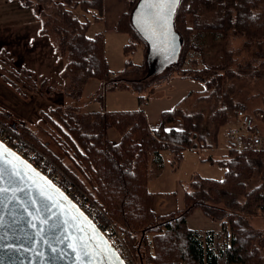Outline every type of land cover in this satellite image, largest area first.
Listing matches in <instances>:
<instances>
[{
  "label": "trees",
  "instance_id": "16d2710c",
  "mask_svg": "<svg viewBox=\"0 0 264 264\" xmlns=\"http://www.w3.org/2000/svg\"><path fill=\"white\" fill-rule=\"evenodd\" d=\"M12 1L40 17L42 34H47L46 31L51 29L60 36L59 48L64 56L70 58L67 69L73 81L69 86L66 83V88H60L59 92L76 101L80 99L89 79L104 81L112 73L105 56L104 36L87 37L89 22L82 21L74 14L76 9L86 13L96 11L101 19L104 0ZM250 1L251 7H246L247 0H180L175 15V29L182 40L178 68L189 61L187 57L190 50L202 52L201 48L207 39H225L223 34L218 35L217 29L222 28L224 32L228 30L226 25L231 23L234 10L238 9V17L245 19H239L234 25L243 22L251 26L248 21L260 22V14L255 12L259 9L261 0ZM212 6L221 11L222 27L213 22H204L199 15L198 10ZM184 14L196 18L194 26L184 27ZM122 17L117 26L118 32L128 33L131 39V25L130 28L127 27V16ZM132 27L138 36L136 39L146 45L133 23ZM257 32L259 37L256 43L264 58V33L259 23ZM130 42L131 45L128 44L126 48L131 50L125 52L126 55L133 52V42ZM232 62V57L228 54L219 65H204L195 77L191 72L192 68L185 70L186 73L193 74L195 79H206L208 89L216 90L218 96H223L221 99L225 100L220 111L223 116L217 114L215 117L218 129L215 133L216 142L219 130L229 124L233 117L236 121L238 110L246 111V105L228 96L229 91L219 94L225 88V82L229 81V65ZM143 66L145 67V63ZM26 71L29 72L27 75L21 74V70L17 74L13 73L12 78H25V81L30 82L28 77L30 75L29 78L32 79L35 72L32 69ZM260 72L256 78L263 81L264 61ZM44 81L47 83L50 80ZM121 81L123 80L111 82L115 87H120ZM8 82L26 98L27 94L21 88L12 80ZM138 82L141 83L140 80ZM63 83L61 81L60 85ZM37 86L38 84L32 85L30 91L33 88L39 89ZM44 86L48 90L49 86ZM124 86L123 88H131L129 83ZM139 101L142 102L143 98L139 97ZM177 115L172 111H164L160 128L152 130L148 125L147 115L142 110L82 113L76 107L52 108L48 114H43V119L53 126L52 129L57 134L52 136V140L58 143L64 157L74 167L70 169L63 163L60 165L66 173L62 188L68 195L77 191L86 194L99 208L100 221L124 231L131 253L134 256L138 254V264H264V230L261 232L251 226L253 217L260 214L264 216V183L250 186L244 179L252 171H256L254 167L257 172L262 170L263 152H239L227 147L225 157L219 162L226 169L223 180L195 179L186 192V208L182 212L164 217H157L153 212L155 193L150 189L151 168L158 173L163 171L166 152L173 155L176 164L183 160L186 150L197 149L194 147L193 130L189 128L184 116ZM10 116L9 113L0 111V124L8 129L12 128L16 133L19 130V135L34 146L41 149L45 147L44 142L30 131L29 126L22 122L16 124V128L11 126ZM177 120L182 121L183 128L167 130L166 126ZM253 124L252 118L251 121L242 120V125L249 129L253 128ZM112 129L121 136L117 144L108 138ZM197 210L203 212L205 217L222 223L221 235L209 233L203 241L200 234L189 227L188 219ZM98 226L100 228L99 224ZM228 232L231 233V239L227 238ZM135 241L137 244H134ZM143 248L145 254L141 253Z\"/></svg>",
  "mask_w": 264,
  "mask_h": 264
},
{
  "label": "rangeland",
  "instance_id": "374dc122",
  "mask_svg": "<svg viewBox=\"0 0 264 264\" xmlns=\"http://www.w3.org/2000/svg\"><path fill=\"white\" fill-rule=\"evenodd\" d=\"M139 1L104 0V13L101 19L96 11L86 13L80 9L74 10V14L82 21L89 22L87 37L104 36L105 56L108 68L112 72L104 81L89 79L83 87L80 99L74 101L59 92L60 88H66V83L69 86L73 81V77L67 69L70 58L64 56L59 48L60 36L51 29L46 31L47 34H42L41 20L35 12L21 7L16 1L0 0V111L11 115L10 125L14 128L20 122L29 126L30 131L44 142L45 147L42 149L19 135V130L15 129L17 134L15 131L13 132L12 128H9L12 129L13 134L17 135L16 138H23L62 170H64L60 166L62 163L70 169L74 167L68 158L64 157L58 143L52 140V136L57 134L52 129L53 126L43 119V114H48L52 108L56 106L76 107L82 113L143 110L153 124L158 121L159 124L161 123V118H163L161 113L172 111L174 114L185 117L189 128L195 134L194 147L197 149L186 150L183 160L176 164L173 155L166 152L163 171L158 173L151 168L150 189L155 193V196L176 193L178 184L188 191L191 182L199 178L223 180L225 168L218 161L223 159L226 154L222 149L227 147L225 132L230 127L229 124L241 121L236 124L243 126L242 120L254 118L253 128H255L250 130L264 136V119L257 120L256 118L257 112L264 114V80L256 78V75L261 73V63L264 61L262 50L256 43L259 37L258 23L264 33V0L263 2L261 0L260 4L258 3L259 9L255 12L260 14V22L248 21L251 22V26L243 22H240V25H234L233 23L239 22L240 19L237 14L239 10H234L231 23L226 25L228 30L224 32L222 28L217 29L218 35L223 34L225 39H207L201 48L202 52H196L194 49L189 51L187 57L189 61L182 67L178 68L181 62L179 59L172 67L150 78L148 77L150 70L147 71L149 47L147 43L145 45L136 39L138 36L134 32L131 21ZM251 6V1L247 0L246 7ZM198 12L204 22H213L218 26H223L221 11L217 7H204ZM123 15L127 16V27L130 28L129 25H131V39L128 33L118 32L117 26ZM184 16V27L186 28V25L194 26L196 18L192 15L184 14ZM210 28L213 29L211 26ZM120 29L124 30V28ZM130 41L133 42V52L126 55L125 52L131 50L126 48L128 44L131 45ZM228 54L233 60L229 65L231 73L229 81L225 82V88H222L219 94L222 95L224 91H229V97L246 105V111L238 110V113L243 112L246 118H240L237 113L236 121L233 117L229 124L219 130L216 142L215 133L218 129L215 117L217 114L223 116L220 111L225 100L221 99L223 96H218L216 90L208 89L206 79H195L192 77L193 74L186 73L185 70L192 68L190 70L195 77L197 72L204 68V65H219L224 56ZM26 69H32L35 72L32 79L29 78V75L30 82L25 81V78L19 80L12 78L13 73L17 74L21 70V74L26 73L27 75L29 72ZM48 79L50 81L45 83L44 80ZM10 80L27 94L26 98L10 85L8 82ZM120 80L124 81V83L120 82V87H115L111 82ZM139 80L141 83L138 82ZM210 80L212 81V79ZM61 81L64 82L63 85H60ZM127 83L131 85V88H123ZM34 84H38L39 89L33 88L30 91ZM44 85L49 86L48 90H45ZM139 97L143 98L142 102L139 101ZM108 138L114 144L121 140L120 134L114 129L109 131ZM254 170L256 171H252L250 176L244 178L250 186L264 183V161L260 172H257L255 167ZM194 213L190 217H193ZM201 213L204 216L203 212ZM202 215L196 214L195 217L189 218L191 227L189 222L188 225L191 229L193 228L192 230H198L200 233L196 232L204 241L210 233H206L207 229L213 223L217 225H222V223L207 217L206 219ZM262 218L264 219V216L260 214L251 219L253 229L262 232L264 229ZM134 244L137 242L135 241ZM144 249H141L142 254H145ZM131 255L137 261L138 254L134 256L131 253Z\"/></svg>",
  "mask_w": 264,
  "mask_h": 264
},
{
  "label": "water",
  "instance_id": "95a60500",
  "mask_svg": "<svg viewBox=\"0 0 264 264\" xmlns=\"http://www.w3.org/2000/svg\"><path fill=\"white\" fill-rule=\"evenodd\" d=\"M157 3L141 0L132 15L149 47V78L172 67L182 52L175 29L180 0L169 3L166 22L152 6ZM0 264L126 263L64 191L0 141Z\"/></svg>",
  "mask_w": 264,
  "mask_h": 264
},
{
  "label": "built area",
  "instance_id": "2783aa9c",
  "mask_svg": "<svg viewBox=\"0 0 264 264\" xmlns=\"http://www.w3.org/2000/svg\"><path fill=\"white\" fill-rule=\"evenodd\" d=\"M238 116L240 118H246L243 112H239ZM256 118L257 120L259 118L264 119V114L258 112L256 114ZM246 121H249V119L246 118ZM225 134H227V144L229 150L232 149L239 152L254 150L264 153V136L253 133V131L244 126H233L229 131H226ZM16 136L17 135L11 132L10 128L8 129L3 126L2 123L0 124V141L5 144L13 153L24 159L28 164L37 169L48 180L57 185L67 194V192L62 188L63 183L65 182V171L59 166L54 165V163L47 156L42 154L23 138L19 136V138H16ZM68 196L90 218L92 222H94L97 226L98 224L100 225V228L99 226L98 228L126 264H138L129 251L125 232L119 230L114 225H107L100 221L99 208L86 196V194L84 195L82 193L76 192ZM227 238L231 239L230 232H228Z\"/></svg>",
  "mask_w": 264,
  "mask_h": 264
},
{
  "label": "crops",
  "instance_id": "0c3cea01",
  "mask_svg": "<svg viewBox=\"0 0 264 264\" xmlns=\"http://www.w3.org/2000/svg\"><path fill=\"white\" fill-rule=\"evenodd\" d=\"M143 111V110H142ZM146 113V112H145ZM147 115V114H146ZM161 117H162V113H161ZM147 120H148V125L150 127V129L152 130H158L163 122V118H161V123L159 124V121L156 122L155 124L152 123V120L149 119L148 115H147ZM241 121H238L236 123H239ZM229 124V126H236L238 124ZM181 126V127H180ZM167 130H171V129H176V130H181L183 128V123L181 120H177L176 122L174 123H171V124H168L166 126ZM223 152L227 153L228 149L227 147H224L222 149ZM226 154H224L223 158L225 157ZM222 160V159H221ZM219 160L218 163L221 161ZM224 167V166H223ZM225 168V167H224ZM226 170V169H225ZM177 188H178V191L174 194H169V195H162V196H158L156 197L154 195V198H153V203H152V210L153 212L155 213V215L157 217H164V216H168V215H171V214H175V213H179V212H182L185 208H186V192L184 190V188H182L179 184L177 185ZM196 214H200L202 215L201 211L200 210H197L195 213H194V216H196ZM193 217H190L193 218ZM202 217H205L202 215ZM206 218V217H205ZM190 219L188 220L189 222V225L191 227V224H190ZM207 219V218H206ZM209 220V219H208ZM263 222H264V219L262 218ZM202 222V221H201ZM203 224H206L204 222H202ZM217 224H212L209 229H207L206 233L207 232H210V233H214V234H217V235H221L222 233V225L218 224L217 227H216ZM193 229V228H192ZM195 230V229H194ZM264 230V229H263ZM198 231V230H196ZM219 231V232H218ZM199 232V231H198ZM200 233V232H199ZM205 233V234H206ZM202 234V233H201Z\"/></svg>",
  "mask_w": 264,
  "mask_h": 264
},
{
  "label": "snow or ice",
  "instance_id": "6c2138e0",
  "mask_svg": "<svg viewBox=\"0 0 264 264\" xmlns=\"http://www.w3.org/2000/svg\"><path fill=\"white\" fill-rule=\"evenodd\" d=\"M176 2V0H159V3H157V4H154V5H152L153 7H158V8H160V16H161V18H163L164 20H165V22H166V16H164V11L168 8V6H169V3H175ZM17 175H19V173H17ZM55 249H53V251H54Z\"/></svg>",
  "mask_w": 264,
  "mask_h": 264
},
{
  "label": "bare ground",
  "instance_id": "6f19581e",
  "mask_svg": "<svg viewBox=\"0 0 264 264\" xmlns=\"http://www.w3.org/2000/svg\"><path fill=\"white\" fill-rule=\"evenodd\" d=\"M231 129V127H229L226 131H229ZM225 139H226V144H227V134H225ZM228 147V144H227Z\"/></svg>",
  "mask_w": 264,
  "mask_h": 264
}]
</instances>
